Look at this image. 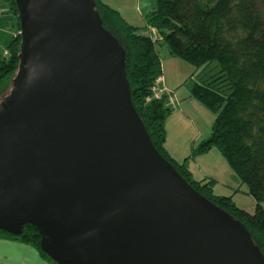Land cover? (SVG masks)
I'll use <instances>...</instances> for the list:
<instances>
[{
  "label": "water",
  "instance_id": "water-1",
  "mask_svg": "<svg viewBox=\"0 0 264 264\" xmlns=\"http://www.w3.org/2000/svg\"><path fill=\"white\" fill-rule=\"evenodd\" d=\"M20 90L0 111V230L56 264H264L243 224L151 143L91 0H20Z\"/></svg>",
  "mask_w": 264,
  "mask_h": 264
},
{
  "label": "trees",
  "instance_id": "trees-1",
  "mask_svg": "<svg viewBox=\"0 0 264 264\" xmlns=\"http://www.w3.org/2000/svg\"><path fill=\"white\" fill-rule=\"evenodd\" d=\"M91 1L96 3L104 30L125 53L131 101L155 149L200 196L240 221L264 257V0H155L145 28L128 23L100 0ZM3 2L20 32V0ZM22 46L20 34L10 36L1 48L0 87L20 68ZM160 46L195 68L197 80L190 95L215 113L211 135L193 149L190 158L212 149L220 152L247 184L256 205L253 213L237 206L232 197L215 195L214 179H194L187 168L190 158L177 163L167 153L165 125L172 110L166 95L157 99L152 89L163 73ZM0 233L31 245L40 257L56 264L40 247L41 236L34 226L25 225L18 236Z\"/></svg>",
  "mask_w": 264,
  "mask_h": 264
},
{
  "label": "rangeland",
  "instance_id": "rangeland-1",
  "mask_svg": "<svg viewBox=\"0 0 264 264\" xmlns=\"http://www.w3.org/2000/svg\"><path fill=\"white\" fill-rule=\"evenodd\" d=\"M102 3L107 4L116 11H119L124 19L136 26L146 27L145 17L155 7V0H100ZM4 13L0 22V50L8 41L9 37H15L19 35L16 31V26L13 18L7 16V7L3 0L0 1ZM14 22V23H13ZM146 30L144 31V33ZM158 53L160 55L163 66V77L168 79V82H176L177 88L175 92H178L180 97L189 98L182 101L187 103V111L185 115L182 113L173 119L172 123L166 128L170 134V143L175 145L174 141L180 139L184 142V149H182L179 155L171 156L175 161H185V157L190 158L193 149L197 148L202 140L207 139L211 135V127L215 121V113L210 109L205 108L199 101L190 96L193 83L197 80L194 76L195 68L182 60L172 57L168 54L165 46L158 47ZM171 63H170V62ZM174 67H173V66ZM195 73V74H194ZM24 72L18 69L15 74L7 80L3 87H0V111L8 103L14 94L22 88L24 80ZM193 76V77H192ZM170 84V83H168ZM174 113V112H173ZM171 114L167 117L168 120ZM165 129V130H166ZM179 134L182 138H179ZM166 143V142H165ZM165 144V147L172 151V148ZM172 147V146H171ZM171 155V154H170ZM193 159L195 161H193ZM181 163V162H179ZM187 168L191 172V175L196 180H202V178L214 179V193L221 197H232L234 203L240 208L253 213L255 209V201L253 197L248 194V186L241 182L236 173L233 172L228 162L222 157L220 152L216 149H212L209 153L187 159ZM264 206V203L262 204ZM0 264H2L0 260Z\"/></svg>",
  "mask_w": 264,
  "mask_h": 264
},
{
  "label": "crops",
  "instance_id": "crops-1",
  "mask_svg": "<svg viewBox=\"0 0 264 264\" xmlns=\"http://www.w3.org/2000/svg\"><path fill=\"white\" fill-rule=\"evenodd\" d=\"M162 78L163 81L161 85L164 89H166L164 94L166 95L167 106L170 108V110H172L171 117L168 120H166L165 127L167 128L169 124L172 123V121H174L173 119H175L178 115L179 117L182 116L181 115L182 113L185 115L187 111L186 108L189 106V104L187 106L188 102L182 103V101L189 98V95L186 98L180 97L178 95V92L177 91L175 92L177 88L176 85L179 84H176V82L174 81L168 82V79L166 77H163V75ZM166 132H167L166 143L168 141L169 143L168 146L172 148V151H170L169 148L167 147L166 149L167 153L171 154V156L179 155L180 151L186 147L184 146V142L178 139V141H174L176 143L174 146L171 145L170 134L167 131V129ZM179 138H182L181 134H179ZM187 158L188 156L185 157V159ZM193 161L195 160L193 159ZM176 162L179 163L182 161L179 162L176 161ZM0 260L2 264H51L44 258L40 257L38 252L33 247H31V245H26L19 241L17 242L12 238L5 236L4 234L1 233H0Z\"/></svg>",
  "mask_w": 264,
  "mask_h": 264
},
{
  "label": "built area",
  "instance_id": "built-area-1",
  "mask_svg": "<svg viewBox=\"0 0 264 264\" xmlns=\"http://www.w3.org/2000/svg\"><path fill=\"white\" fill-rule=\"evenodd\" d=\"M3 13H4V9H3V7H1V3H0V21H1V17H2V15H3ZM19 35H20V32H19ZM2 51H4L3 52V55L5 56V57H7V55H8V52L7 51H5L4 49H2ZM163 78H159V79H157L156 80V82H155V84H154V87L152 88L153 89V97H155V98H157V99H159L160 97H161V95H163L164 93H165V90L166 89H164L163 87H162V85H161V83H162V80Z\"/></svg>",
  "mask_w": 264,
  "mask_h": 264
}]
</instances>
